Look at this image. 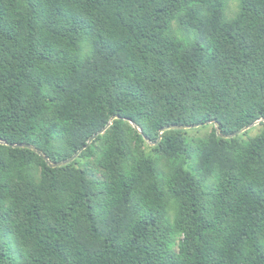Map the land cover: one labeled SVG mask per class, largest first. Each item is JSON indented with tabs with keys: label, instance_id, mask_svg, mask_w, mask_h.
Here are the masks:
<instances>
[{
	"label": "trees",
	"instance_id": "obj_1",
	"mask_svg": "<svg viewBox=\"0 0 264 264\" xmlns=\"http://www.w3.org/2000/svg\"><path fill=\"white\" fill-rule=\"evenodd\" d=\"M225 8L0 0V141L35 147L0 144V264H264V0Z\"/></svg>",
	"mask_w": 264,
	"mask_h": 264
},
{
	"label": "rangeland",
	"instance_id": "obj_2",
	"mask_svg": "<svg viewBox=\"0 0 264 264\" xmlns=\"http://www.w3.org/2000/svg\"><path fill=\"white\" fill-rule=\"evenodd\" d=\"M239 5H240V0H226V8H225L226 17H228V18L234 17L239 10ZM132 126L134 128L136 127L133 124H132ZM199 127H201V126L189 128L191 135L195 138L207 135L212 129L211 124H206L205 127H202L198 130L195 129V128H199ZM259 132H260V126H259V124H256V125L252 126L250 129L245 131L244 138L248 139L250 137L257 135ZM195 138H192V139H195ZM142 148H143V150L147 151L148 153H151V148L149 145L144 144V145H142ZM152 154H153L156 162L159 165V169L161 170V172H163L165 174L167 172V168L169 165L168 160L165 159L164 156H161L157 153H152Z\"/></svg>",
	"mask_w": 264,
	"mask_h": 264
},
{
	"label": "water",
	"instance_id": "obj_3",
	"mask_svg": "<svg viewBox=\"0 0 264 264\" xmlns=\"http://www.w3.org/2000/svg\"><path fill=\"white\" fill-rule=\"evenodd\" d=\"M115 118H119L118 116H116ZM214 123H216L215 121H214ZM112 124V121L103 129V130H101V131H99L98 133H96V134H94L89 140H88V142H87V144L85 145V146H83L72 158H70L69 160H67V161H64V162H59V163H51L50 161H49V159H48V157H45V160L51 165V166H63V165H65V164H67V163H69V162H71V161H73V160H75L79 155H80V153L81 152H83L85 149H87L88 148V146L99 136V135H101V134H103L107 129H108V127L110 126ZM254 125H256V124H253L252 126H254ZM198 126H200V125H195V126H191V127H189V128H194V127H198ZM252 126H249V127H247V128H245L244 130H243V132H245L246 130H248V129H250ZM0 144H5V145H7V146H10V147H14V148H29V149H31V150H34L35 149V147L34 146H32V145H30V144H26V143H21V144H12V143H6V142H1L0 141Z\"/></svg>",
	"mask_w": 264,
	"mask_h": 264
}]
</instances>
